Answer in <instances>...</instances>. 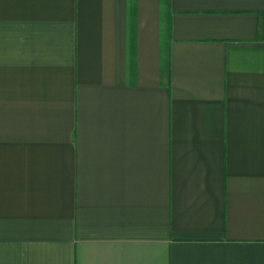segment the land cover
<instances>
[{
    "label": "crops",
    "instance_id": "crops-1",
    "mask_svg": "<svg viewBox=\"0 0 264 264\" xmlns=\"http://www.w3.org/2000/svg\"><path fill=\"white\" fill-rule=\"evenodd\" d=\"M0 264H264V0H0Z\"/></svg>",
    "mask_w": 264,
    "mask_h": 264
}]
</instances>
